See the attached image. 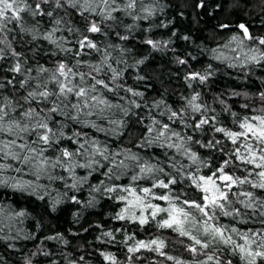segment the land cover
Wrapping results in <instances>:
<instances>
[{"label": "trees", "instance_id": "16d2710c", "mask_svg": "<svg viewBox=\"0 0 264 264\" xmlns=\"http://www.w3.org/2000/svg\"><path fill=\"white\" fill-rule=\"evenodd\" d=\"M27 2L34 6L36 0ZM124 2L125 0H117L121 9ZM143 8H151L153 15L148 19H135L137 16L146 15L142 11ZM100 10L102 9H98ZM53 15L63 19L61 25H55L54 19L47 16L33 17L25 12L21 13L20 22L15 20L9 22L7 31L0 34V38L6 37L12 49L22 53L19 59L23 63L21 72L14 73L9 70L15 63L12 55H6L0 60V83L4 84V87L0 88V108L8 112L5 121L19 120L23 123V113L29 108L43 113L48 112L50 102L40 97L25 100L29 92L45 90L44 84L50 73H40L38 71L40 66L54 69L59 62L71 65L76 60H81L83 63L80 70L88 72L87 64H98L103 52L107 50L112 67L123 72L118 81L123 87L119 89L118 95L107 91H104L103 95L110 103L121 105V108L105 109L100 114H97L98 110H93V115L85 117L81 114V120L95 122L99 128L108 131H100L98 128L69 120L56 113L53 115L56 124L62 122L67 125L64 128L65 138L53 148H47L45 154L51 158L59 155L58 148L69 150L78 148L76 139L71 141L67 139L76 131L83 134L80 137L81 142L86 135L89 140L99 141L109 153H120L113 159L116 162L123 160L127 168L119 170L124 173L119 179L112 180L105 173L108 168H114L115 164L99 158L101 164L97 165L94 171L75 169L76 176H87L88 179L87 182L81 183L78 189H73L70 187L73 178L66 167L49 168L47 174L43 171L36 174L35 167L21 160L0 159V163L13 165L3 173L5 178H10L8 183L0 184V264H26V258L31 260V264H111L105 259V254H111L116 264H174L167 259V255L185 261L186 264H191L194 259H204L203 254L193 256L186 250L189 243L187 238L179 236L171 229L157 227L154 221L139 225L130 220H117L115 216L125 206L124 203L117 198L116 193H107L104 190L97 192L93 189L98 185L103 188L104 185L122 186L133 183L140 187L149 186L151 180L137 182L130 180L131 175L137 174L138 169L135 165L140 162L158 164L164 168L165 173H176L180 165H184L185 171L194 170V167H189L192 162L181 152L168 148L167 144L161 147L162 140L155 141L156 132H148L153 120L159 121L161 125L168 123L182 135H191L202 142L212 140L213 137L221 140L222 144L214 148L192 145V150L197 151L210 168H215L226 158L227 152L233 148L230 141L214 133L211 125L205 126L204 131L200 132L190 127L186 128L178 121H170L169 109L177 111L185 108L188 98L199 93L198 102L208 106L207 115L216 116L217 126L238 129L229 112L222 110L219 100L226 101L231 110L238 113L241 118L262 114L260 110L264 109V101L259 99V93L264 92V61L258 64L243 63L246 56L252 55L249 48H255L257 45L254 41L246 40L243 46H238L237 42L231 41V37L242 35L239 25L245 24L254 37L264 38V0H142V3L137 0V7L132 10V15L123 10L116 12L114 13L116 20L106 21L102 25L104 32L88 33L101 51L85 50L82 55L76 54L78 51L76 41L85 34V19H93L99 23L100 17L96 13L88 12L82 16L79 9L71 8L66 12L64 9L57 10ZM224 25L228 27H223ZM54 27L60 30L54 34L53 39L63 40V46L71 48V52H64L57 44L44 39V34ZM69 28L73 31H69ZM75 29L80 31L77 32ZM34 34L36 39H33ZM117 34L128 36V39L121 40ZM148 39L159 42V47L154 49L146 44L145 41ZM117 45L119 47H116ZM3 47L8 51L7 45ZM217 49L219 51H213ZM216 56H221L222 59H216ZM140 60L144 63H137ZM178 60H185L186 63L180 64ZM234 64L236 66L232 67ZM209 66L212 74L207 81L201 83L198 80L185 79L189 73H203ZM96 75L103 77L110 76V73ZM24 80L28 83L21 87L20 84ZM54 87L51 82L47 84L48 90ZM126 88L142 92L143 96H133L132 93L125 91ZM231 91L248 92L251 99H246L242 95L232 96ZM51 99L54 100L55 97ZM137 104L140 107L137 108ZM245 104L248 107H243ZM122 109H127V115ZM189 116L195 117L187 119L189 125L203 118L200 114H192L190 110ZM114 120L125 122L115 133L112 132L111 124ZM2 138L14 137L5 133ZM34 140V135H23L18 143H29ZM220 148H224L225 151H219ZM85 149H91V145L85 144ZM125 150L129 154H135L140 160L132 161L127 158L124 155ZM79 162L84 163L85 158H80ZM173 164L177 167H173ZM236 164L234 171L239 176L247 174L254 168L252 165H240L239 161ZM17 168L21 170L16 171ZM208 171L209 168H201V174ZM49 174L63 179H49ZM180 175L184 177V171H181ZM250 179L255 182L254 173ZM17 181L29 183L21 190L11 186ZM241 190L252 191L258 197L264 198V189L252 188L246 184ZM174 191L181 199L194 198L198 192L190 185L187 177L178 181ZM57 199L60 203L54 204ZM152 202L166 206L164 201ZM259 211L257 209V214L246 217L247 223L244 224L234 222L230 217H222L220 222L237 227L241 231L259 232L264 229ZM21 212L24 215H18ZM109 231L113 233L112 237L104 235ZM57 234L62 238L47 239ZM129 236L146 242L154 238L163 240L165 242L163 251L166 256L148 249L130 253L128 248L134 245L135 240L127 239ZM213 248L218 249L217 255L222 264L226 261H231V264H245L240 254H233L229 245H214L205 251L211 254ZM257 264H264V261L258 259Z\"/></svg>", "mask_w": 264, "mask_h": 264}, {"label": "snow or ice", "instance_id": "6c2138e0", "mask_svg": "<svg viewBox=\"0 0 264 264\" xmlns=\"http://www.w3.org/2000/svg\"><path fill=\"white\" fill-rule=\"evenodd\" d=\"M142 3V0H140ZM137 0H125L123 9L117 0H36L35 5L30 4L27 0H0V34L7 31L9 22L22 20L21 13L27 12L33 17L47 16L54 19L55 25L62 24V18L54 17L53 13L57 10L68 8L79 9L81 15L83 13H96L100 17L99 23L93 19H85L84 33L76 41L78 45L77 55L84 54L85 50H94L100 52L99 45L93 42V39L87 35L88 33L96 34L104 32L102 25L109 20H116L114 13L121 10L128 15H132V10L136 9ZM98 9H102L98 11ZM144 16H137L135 19H148L153 15L151 8H143ZM131 27V26H129ZM223 27H228L224 25ZM242 35H233L231 41L237 42L238 46H243L246 40L254 41L257 45L255 48H249L250 56H246L243 63H259L264 61V38L254 37L245 24H240ZM25 31L34 32L33 29H22ZM58 27H54L51 31L44 34V39L58 45L64 52H71V48L63 46V40L57 41L53 39L54 34L59 31ZM69 31L73 29L69 28ZM79 32V29H75ZM119 36V34H117ZM121 40H127L128 36H119ZM36 39V35H33ZM187 39V37H185ZM146 44L151 45L154 49L159 47V42L148 39ZM3 45H7L8 51H5ZM116 47H119L118 45ZM227 47V45H225ZM124 51V49H121ZM213 51H219L213 50ZM12 55L15 58V63L9 69L11 72L20 73L23 67L19 57L22 53L16 52L11 48L9 41L0 38V60H3L6 55ZM216 59H222L221 56H216ZM83 61L76 60L74 64L59 62L54 69L40 66V73H50L44 84L45 90L31 91L25 97L29 98L40 97L46 102H50L51 107L47 113L29 108L23 113L24 122L19 120L5 121L8 112L0 108V159L3 160H21L23 163L36 168V174L41 171L47 174L48 169L65 168L72 175L73 183L70 185L73 189H78L81 183L87 182L88 177H78L75 175V169L84 168L94 171L97 165L101 164L99 158L105 161L114 163V168H108L105 175L110 179L116 180L124 173L119 171L126 169L127 165L123 160L116 162L113 158L119 156L120 153H109L108 149L100 144L97 140H89L84 136V141H80L81 132L74 131L71 137H67L69 141L76 139L79 147L75 150L68 148H58L59 155L48 157L45 153L47 148H53L65 138L64 128L67 127L64 123L56 124L53 115L59 113L67 117L69 120L90 125L93 128H98L100 131H108V129L99 128L92 121L81 120V114L87 117L93 115V110H98L97 114L102 113L105 109L121 108L119 104H112L104 98V91L118 95V91L123 86L118 83L123 75L122 70L112 67L107 50L103 52V57L98 64L88 63V72L80 70ZM137 63H144L143 60ZM178 63L184 64L185 60H178ZM235 67L236 65H231ZM211 66L205 69L203 73H189L186 80H198L201 83L207 81L212 74ZM97 73H110V76L105 75L98 77ZM91 78L90 80L88 78ZM142 79V77H141ZM51 82L55 85L52 90L47 89V84ZM28 83L24 80L20 86L24 87ZM102 86V87H101ZM4 84L0 83V88ZM126 92L132 93L133 96H143L142 92L133 91L132 88H126ZM97 93H101L97 95ZM55 97V99H51ZM261 100H264V92L259 93ZM75 99V102L73 100ZM200 94L192 95L187 100L186 108H181L177 111L169 109L168 119L170 121H178L183 123L186 128L190 127L194 130L203 132L205 126L211 125L214 133L220 134L225 140L230 141L233 145L231 151L227 152L226 158L215 168H210L209 164L202 159L197 151L192 150L193 144H199L201 147L214 148L222 144V141L213 137L212 140L202 142L195 139L193 136H184L180 132L175 131L168 123L160 124L159 121L153 120L149 126L148 132H156L155 141H163L160 146L167 144L168 148H174L182 155L186 156L194 167L193 171H185L184 165H180L176 173H165L163 167L150 162H140L135 166L138 169L137 174L131 175L130 180L137 182L140 180H151L149 186L140 187L133 183L128 185H104L96 186L94 191H106L107 193H116L117 198L124 203V207L116 214L117 220H130L137 222L139 225H146L150 221H154L157 227L161 229H171L178 233L179 236L188 239L186 250L193 256L204 255L202 260H193L191 264H222L220 257L217 255L218 249L213 248L211 254L207 249L214 245H229L233 254H240L241 259L245 260V264H257V260L264 261V229L259 232L241 231L239 228L221 223L222 217H230L232 220L239 221L241 224L247 223L246 217L257 214L259 209L260 222L264 224V198H260L252 191H242V186L249 184L252 188L264 189V109H261V115L239 117L238 113L231 110L227 104H219L222 110H227L234 118L233 123L238 125V129H230L224 126H217L218 121L215 115H207L208 106L204 103H199ZM159 106V104L157 105ZM136 107H140L139 104ZM243 107H248L247 104ZM189 110L192 114H200L202 119H197L194 124L187 123ZM127 115V109H122ZM214 111V110H213ZM73 112L75 113L73 115ZM113 125L112 132L115 133L118 128L124 126L125 122L120 120L111 121ZM14 137L12 139H3V135ZM23 135L35 136L34 141L29 143H18ZM175 138V139H173ZM154 141V142H155ZM147 142V141H146ZM85 144H90L91 149H85ZM41 145L42 147H36ZM225 151L224 148L218 149ZM124 155L132 161H139L140 158L135 154H129L125 150ZM67 158V159H65ZM85 158L84 163H80L79 159ZM240 165H252L254 168L243 176L235 174L234 169L237 167L236 162ZM13 165L8 163H0V184H7L10 178H5L3 173L12 168ZM173 167H177L173 164ZM201 168H209L205 174H201ZM260 169V171H256ZM21 169L17 168L16 171ZM184 171V177H187L190 185H193L198 192L194 198H183L174 191V186L177 185L180 179H183L180 172ZM255 174L256 180L253 182L250 177ZM49 179H63V177H53L49 174ZM29 182H14L11 184L13 188L23 190ZM159 192V194H157ZM43 197H41L42 199ZM75 199V197H71ZM153 200L164 201L166 206L159 203H153ZM60 203L57 199L54 204ZM79 203V201H77ZM251 210V212H249ZM139 212V214H137ZM163 214V216H161ZM18 215H24L23 212ZM160 219H157V217ZM105 236L112 237V232H105ZM235 237V238H234ZM60 234L49 236L47 239H61ZM127 239L135 240L133 236ZM67 243V241H65ZM165 242L159 238H154L150 241L135 240L134 245L128 248L130 253H136L141 249H148L158 252L161 256H166L163 251ZM81 259H83L81 257ZM105 259L111 264H116L115 258L111 254H105ZM167 259L173 261L174 264H186L176 257L167 255ZM26 264H31V260L26 258ZM225 264H231V261H226Z\"/></svg>", "mask_w": 264, "mask_h": 264}, {"label": "clouds", "instance_id": "9594fccd", "mask_svg": "<svg viewBox=\"0 0 264 264\" xmlns=\"http://www.w3.org/2000/svg\"><path fill=\"white\" fill-rule=\"evenodd\" d=\"M3 39H5L6 40V37H4ZM232 96H243L244 98H246V99H251V94L250 93H248V92H243V93H241V92H236V91H231V93H230ZM259 99H260V97H259ZM261 100V99H260ZM261 101H264V100H261ZM218 102H220L221 104H222V106H223V104H227L226 103V101H224V100H219ZM228 105V104H227ZM229 106V105H228ZM230 107V106H229ZM186 108V107H185ZM226 112H228L227 110H225Z\"/></svg>", "mask_w": 264, "mask_h": 264}]
</instances>
